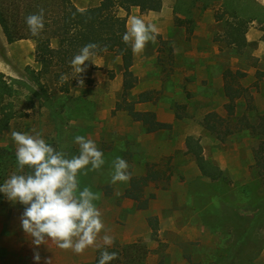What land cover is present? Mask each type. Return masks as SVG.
Masks as SVG:
<instances>
[{"label":"rangeland","instance_id":"obj_1","mask_svg":"<svg viewBox=\"0 0 264 264\" xmlns=\"http://www.w3.org/2000/svg\"><path fill=\"white\" fill-rule=\"evenodd\" d=\"M100 1L62 2L89 8ZM163 4V13L140 7L133 14L155 24L159 34L133 60L135 86L127 99L152 92L153 102L141 107L171 123L170 129L148 132L127 111L116 110L124 91L117 55L97 52L78 77L73 67L65 74L53 70L39 77L35 43H8L0 26V71L14 80L19 90L13 97L15 109L22 113L2 144L15 154L12 131L39 132L48 144L71 157L79 154L75 136L93 139L105 164L81 174L80 188L88 186L99 195L94 203L107 234L114 238L111 246L142 240L149 251L146 264H264V133H254L237 119L230 120L235 129L222 139L202 121L211 111L227 117L223 74L229 68L245 73L239 78L245 92L237 100L238 118L257 124L264 115V0L237 3L245 5V11L237 6L241 14L259 15L249 24L247 44L240 50L227 40L231 18L224 0H163ZM126 19L128 24L129 15ZM66 80L68 93L63 91ZM190 137L201 144L204 157L223 171V178L212 180L202 174L187 151ZM118 156L129 163L131 177L152 166L167 170L169 177L145 188V197H153L147 209H140L128 196L130 181L111 182L112 162ZM1 194L0 264H36L35 246L21 226L25 206ZM152 221L158 225L156 234ZM100 248L77 254L49 241L36 250L40 264L44 258H51L52 264H94Z\"/></svg>","mask_w":264,"mask_h":264},{"label":"trees","instance_id":"obj_2","mask_svg":"<svg viewBox=\"0 0 264 264\" xmlns=\"http://www.w3.org/2000/svg\"><path fill=\"white\" fill-rule=\"evenodd\" d=\"M62 1L0 0V26L8 43L21 40H33L36 43V60L41 65V70L38 71L39 77L46 76L53 70L65 74L67 69L72 68L70 61L74 55L89 43L99 46L97 52H112L120 56L124 74V91L123 100L117 103L116 110L127 111L134 120L142 122L148 132L170 129L172 125L160 122L155 113L136 109V103L154 98L152 92L142 93L133 101L127 99V94L135 86L131 71L134 52L131 44L123 41V35L128 29L127 19L123 13H129L134 7L160 11L163 0H101L99 4L89 8H79L73 4L65 6ZM239 2L240 0H229V2L224 0L225 8L231 18L227 20V40L240 50L247 44L246 33L249 24L255 19H259V15L241 14L239 9L245 11L246 8L245 5H237ZM41 9L44 10V28L38 35H33L25 18L30 14L39 13ZM244 76L243 72L235 73L230 68L226 69L223 74V87L228 99L225 104L227 117H223L217 111H211L202 120L208 131L219 134L222 139H225V136L231 134L235 129L234 126L229 125L230 120L240 119L245 121L246 128H252L254 133L255 131L264 133V115L260 116V121L257 124L245 117L238 118L237 100L242 98L245 92L239 78ZM34 80H38V76H34ZM65 82L67 86L63 91L68 93L70 92L69 82L67 80ZM18 92L19 90L14 86V80L0 71V185L13 172L18 171L16 155L2 144V138L10 129L14 119L22 114L15 109L16 105L13 99ZM222 125H227L225 131L221 130ZM50 145L54 148L57 147L55 144ZM186 145L187 151L194 155L204 176L212 180L224 177L223 171L204 157L203 148L195 138H188ZM28 171L30 170L26 168L25 172ZM166 174L167 170L163 171L152 166L144 174L132 176L128 196L137 202L140 209H147L153 197H145V188L165 179ZM3 202L4 198L0 193V208ZM151 226L156 234L157 223L152 221ZM105 247L107 251L118 254L110 264H146L149 254L147 245L142 240L120 246ZM105 247L98 250L94 264H98L101 252L105 250Z\"/></svg>","mask_w":264,"mask_h":264},{"label":"clouds","instance_id":"obj_3","mask_svg":"<svg viewBox=\"0 0 264 264\" xmlns=\"http://www.w3.org/2000/svg\"><path fill=\"white\" fill-rule=\"evenodd\" d=\"M25 22L33 35L44 28V10L30 14ZM159 34L158 27L139 16L129 20L123 41L130 43L132 51L141 53L149 42H154ZM99 46L89 43L83 46L70 61L77 77L86 71V61H92ZM64 79V77H62ZM79 86H84L83 78ZM15 144L18 171L13 172L0 185L9 201L25 206L20 217L23 231L31 238L34 260L40 264L38 249L52 241L63 250L82 254L89 247L111 246L114 238L107 234L103 216L94 201L100 197L90 187L81 190L79 176L96 171L105 164L104 153L93 139L77 135L74 140L79 146V154L69 157L64 151L48 144L39 132L12 131ZM114 172L111 182H128L131 179L129 163L122 157L112 162ZM30 171L25 172V169ZM105 234L101 237V232ZM102 240V244L98 243ZM116 252L103 250L98 264H110L117 258ZM44 264H52L51 258H44Z\"/></svg>","mask_w":264,"mask_h":264},{"label":"crops","instance_id":"obj_4","mask_svg":"<svg viewBox=\"0 0 264 264\" xmlns=\"http://www.w3.org/2000/svg\"><path fill=\"white\" fill-rule=\"evenodd\" d=\"M138 8L140 7H134L132 8V10L129 12V13H123L125 16L126 15H129V20L130 18L133 16V14L136 12V10H138ZM165 10L164 8V4L162 6V9L160 10L161 13H163ZM129 26V22L127 24ZM22 42H34L33 40H21V41H17V42H14V43H22ZM35 43V42H34ZM34 46V45H33ZM35 54H36V43H35ZM114 54V53H113ZM136 53H134V59H136ZM119 58V61H120V64L122 65V59L120 58V56H118ZM133 67V66H132ZM132 69V68H131ZM123 71V69H122ZM149 102H153V99L152 100H149V101H144V102H138L136 103V109L139 110V111H149L150 109L149 108H142L141 106L149 103ZM115 110V109H114ZM120 111H124V110H120ZM151 112V111H150ZM160 122H163L162 120L158 119ZM163 123H167V122H163ZM169 124V123H168ZM171 124V123H170ZM159 131H162V130H158V131H155V132H159ZM155 132H151V133H155Z\"/></svg>","mask_w":264,"mask_h":264}]
</instances>
